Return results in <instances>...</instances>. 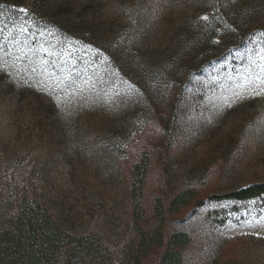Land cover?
<instances>
[{
    "label": "rangeland",
    "instance_id": "1",
    "mask_svg": "<svg viewBox=\"0 0 264 264\" xmlns=\"http://www.w3.org/2000/svg\"><path fill=\"white\" fill-rule=\"evenodd\" d=\"M256 183L264 0H0V231L37 199L121 264L134 197L192 187L184 264H264V195L208 200Z\"/></svg>",
    "mask_w": 264,
    "mask_h": 264
},
{
    "label": "trees",
    "instance_id": "2",
    "mask_svg": "<svg viewBox=\"0 0 264 264\" xmlns=\"http://www.w3.org/2000/svg\"><path fill=\"white\" fill-rule=\"evenodd\" d=\"M146 177H142V187ZM189 187L169 199L158 195L149 217L138 197L133 199V229L138 237L124 245L121 264H148L154 251L161 250L155 264H184L185 251L193 236L186 230H165L169 214L179 212L196 198ZM264 195V183H256L225 194L208 197L211 202L246 201ZM203 205L204 200L197 201ZM212 211H210L211 213ZM225 219L222 220V222ZM113 251L99 233H74L66 229L37 199L25 201L10 227L0 231V264H110Z\"/></svg>",
    "mask_w": 264,
    "mask_h": 264
},
{
    "label": "snow or ice",
    "instance_id": "3",
    "mask_svg": "<svg viewBox=\"0 0 264 264\" xmlns=\"http://www.w3.org/2000/svg\"><path fill=\"white\" fill-rule=\"evenodd\" d=\"M20 11L26 13V10H24V9H20ZM204 19L207 20V17H204Z\"/></svg>",
    "mask_w": 264,
    "mask_h": 264
}]
</instances>
